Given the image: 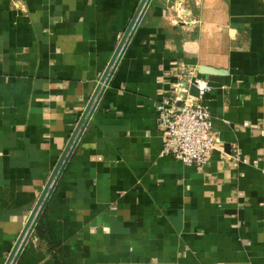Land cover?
I'll return each mask as SVG.
<instances>
[{
	"label": "crops",
	"instance_id": "0c3cea01",
	"mask_svg": "<svg viewBox=\"0 0 264 264\" xmlns=\"http://www.w3.org/2000/svg\"><path fill=\"white\" fill-rule=\"evenodd\" d=\"M140 2L0 0V264ZM181 64L219 70L202 170L162 155ZM37 226L17 264H264V0H152Z\"/></svg>",
	"mask_w": 264,
	"mask_h": 264
},
{
	"label": "built area",
	"instance_id": "2783aa9c",
	"mask_svg": "<svg viewBox=\"0 0 264 264\" xmlns=\"http://www.w3.org/2000/svg\"><path fill=\"white\" fill-rule=\"evenodd\" d=\"M198 72L197 67L181 64L177 80L172 84V94L162 97L156 109L164 139L162 155L173 156L202 170L213 152L220 148L213 129V115L206 104L213 86ZM192 86L198 88L199 96L191 93ZM241 155L237 149L230 156L238 165L245 161Z\"/></svg>",
	"mask_w": 264,
	"mask_h": 264
},
{
	"label": "water",
	"instance_id": "95a60500",
	"mask_svg": "<svg viewBox=\"0 0 264 264\" xmlns=\"http://www.w3.org/2000/svg\"><path fill=\"white\" fill-rule=\"evenodd\" d=\"M152 0H141L140 5L135 12L112 60L110 61L100 83L98 84L89 104L87 105L79 124L77 125L73 135L71 136V139L63 152L60 160L58 161V164L56 165L52 176L45 187L40 199L37 202V205L35 209L33 210L26 227L24 228V231L22 232L20 238L18 239L15 247L13 248L12 252L10 253L7 261L5 264H17L22 251L24 250L28 240L30 239L32 233L34 232L37 223L39 222V219L41 218L44 210L46 209L48 202L56 189L61 176L63 175L75 149L78 145V142L80 141V138L82 137V134L91 119L94 111L96 110L105 90L106 87L109 85L124 53L126 52L130 41L137 30L140 22L142 21L149 5L151 4ZM219 70L214 69L209 66L202 65L200 67V73L201 74H215L218 73ZM191 93L193 95L199 96V90L196 86L191 87Z\"/></svg>",
	"mask_w": 264,
	"mask_h": 264
},
{
	"label": "trees",
	"instance_id": "16d2710c",
	"mask_svg": "<svg viewBox=\"0 0 264 264\" xmlns=\"http://www.w3.org/2000/svg\"><path fill=\"white\" fill-rule=\"evenodd\" d=\"M43 222H42V220L40 221V223L38 224V226H37V232H38V234H40L41 236L44 234V231H43Z\"/></svg>",
	"mask_w": 264,
	"mask_h": 264
}]
</instances>
